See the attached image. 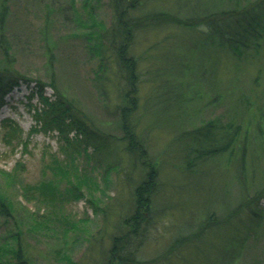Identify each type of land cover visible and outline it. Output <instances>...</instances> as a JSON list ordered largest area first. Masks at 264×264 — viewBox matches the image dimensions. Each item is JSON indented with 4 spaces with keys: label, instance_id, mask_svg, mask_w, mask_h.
Segmentation results:
<instances>
[{
    "label": "rangeland",
    "instance_id": "374dc122",
    "mask_svg": "<svg viewBox=\"0 0 264 264\" xmlns=\"http://www.w3.org/2000/svg\"><path fill=\"white\" fill-rule=\"evenodd\" d=\"M143 1L142 11L164 10L184 19L217 7L216 0ZM9 6L5 36L12 47L10 61L26 80L18 79L0 106V167L11 171L19 160L25 183L54 180L63 199L57 202L58 212L65 215V219H52L50 228L39 229H29L32 220L27 218L24 238L37 264H106L104 252L126 212L138 165L130 163L118 140L123 88L113 52L105 42L100 53L93 51L84 38L86 26L79 25L75 17L80 15L90 23L88 13H92L109 26L114 19L112 3L91 0L88 8L77 0L72 8L69 0H51L49 11L41 0H9ZM45 22L47 33L42 29ZM200 28L171 23L139 28L129 46L139 73L138 107L131 120L159 173V186L152 196V223L137 251L138 259L153 261L138 264H264V197L256 198L253 193V186L264 185V154L260 153L256 182L251 187L248 184L249 194L243 196L233 166L226 165L223 157L208 158L189 171L174 141L180 125L189 129L212 118L244 123L250 110L264 104V38L257 47L237 55L203 41ZM47 42L52 48V66ZM100 62L103 71L94 77ZM52 79L56 89L71 100L72 111L106 140L104 147L94 148L92 140L79 139L73 151L53 124H43L52 112L41 100L34 80L43 82L42 94L54 100V91L46 85ZM6 118L19 127L25 149L17 137L7 142L1 125ZM66 132L69 138L84 136L73 127ZM70 151L77 166L74 173L83 172L96 181L95 187L83 185L78 198L68 195L69 184L52 168V156L64 162ZM112 164L116 166L108 171L109 184L104 188V171ZM70 178L75 180L72 171ZM90 193L98 200L95 211L87 201ZM12 195L16 206L31 210L40 206V213L52 215L37 197L28 202L19 191ZM19 213L26 216L22 209ZM81 218L85 220L78 221ZM68 221H78L77 227L70 228ZM206 221L209 228L202 235L170 246L176 236L198 231V224ZM8 226L0 225V234H6ZM59 246L66 248L68 261L57 259Z\"/></svg>",
    "mask_w": 264,
    "mask_h": 264
},
{
    "label": "trees",
    "instance_id": "16d2710c",
    "mask_svg": "<svg viewBox=\"0 0 264 264\" xmlns=\"http://www.w3.org/2000/svg\"><path fill=\"white\" fill-rule=\"evenodd\" d=\"M41 1L48 7L49 11L51 0ZM76 1L69 0L70 7L73 8ZM79 1L88 8L91 6V0ZM143 2V0H110L114 19L109 26H104L101 21L93 18L92 13H88L90 23H86L80 15L75 17L79 25L84 28L86 26V31H83L84 38L92 44L90 48L93 51L97 50L100 53V48L105 42L113 52L118 77L121 80L120 85L123 88L122 103L118 106V127L121 130L118 140L123 144V150L128 155L130 163L138 165L137 178L132 182L131 197L130 201L127 202L126 212L122 216L121 222H118V231L111 236V243L107 251L104 252L106 264H138L153 261L137 258L139 245L145 239L147 228L152 223V196L159 186V173L154 161L147 153L144 140L135 131L134 123L131 120V114L138 107L139 73L136 68V58L128 53L135 31L139 28L166 23L188 27L199 26L201 27L200 33L205 37L203 41L216 43L217 47H222V49L237 55L251 46L257 47L258 41L264 38V0H216L217 7L215 9H208L203 14H195L185 19L177 13L164 10L142 11ZM226 2L230 5L228 6ZM64 8V6L60 7L61 10ZM140 10L141 12L136 13ZM9 13V0H0V53L2 55L0 60V106L5 93L12 85L16 84L18 79L26 80L21 73L13 69L10 61L9 53H11L12 47L6 43L5 36ZM45 21L49 23V17H46ZM46 22L42 28L44 31L47 28ZM47 51L49 64L52 66V48L49 46ZM102 71V63L100 62L98 67L93 70L94 77H99ZM34 81L41 100L48 105L47 110L52 112V115L43 120V124H53L62 134L61 139L65 146L76 151L79 147V139H82L84 143L92 140L94 148L105 146L106 140L97 136L88 128L83 118L72 111L71 100L56 89L53 79L46 85L54 91L53 94L56 96L54 100H47L46 95L42 94L43 86H45L43 82ZM47 110L45 109L44 112L46 113ZM65 117L68 119L65 120ZM5 120L1 125L5 128L4 135L7 142L11 141L10 138L15 137L16 139L17 137V141H20L19 143H22L25 149L26 141L19 138L20 129L17 124L15 125L7 118ZM70 127L81 131L84 134L83 138L76 135L69 138L66 131ZM178 131L174 141L178 142L180 146L178 151H180L181 159L187 170H195L208 158L223 157L226 165L228 163L233 166L235 179L239 183L242 195L249 194L246 188L248 184L251 187L254 185V181L256 182L255 175L260 170L258 166L260 153L264 154V104L255 110H250L248 119L244 123H228L220 121L219 118H212L193 125L189 129H184V126L180 125ZM84 145L81 148L85 152ZM85 155H88V158L91 157L90 154L85 153ZM67 159L62 162L57 157L52 156L51 161L54 163L52 168L59 173L61 179L69 184L66 189L70 197H82L81 187L83 185L95 187L96 181L83 172L78 175L74 173L77 171V166L73 163L71 151ZM232 162L233 164H231ZM112 165L105 168L104 188L109 184L108 171L116 166V164ZM22 169L23 164L19 160L11 171H6L0 167V225L10 224L5 229L6 234H0V264H37L36 258L32 254L31 244L24 238V230L28 229L27 226L23 227L24 220L27 218L32 220L30 224L32 226H29V229H39L50 228L51 220L57 219L59 216L60 219H65V215L58 212L57 202L63 201V199H61L62 192L57 183L52 179H41L33 184L25 183L20 176ZM71 171L75 176L73 181L70 178ZM253 187V193L255 196L257 195L256 198L260 195L264 197V185L256 184ZM17 191L28 202L34 201L37 197L38 201H42L43 205L48 207L47 209H51V214L54 216L40 213L42 211L40 206H36L35 210L24 205L16 206L12 194H16ZM87 193H89V189ZM88 195L87 201L92 205V210L95 211L98 200L91 193ZM21 209L26 213V216L19 213ZM250 211L254 214L253 210ZM81 220L85 219L81 218L78 221ZM68 222L71 223L69 224L70 228L75 229L77 227V222ZM198 225H200L198 231L176 236L170 246L197 238L206 231V227L209 228L208 221ZM58 251H56L57 259L69 260L66 248L59 246Z\"/></svg>",
    "mask_w": 264,
    "mask_h": 264
}]
</instances>
